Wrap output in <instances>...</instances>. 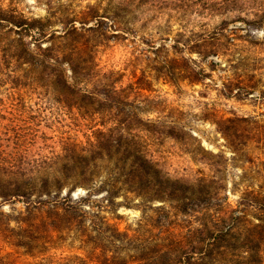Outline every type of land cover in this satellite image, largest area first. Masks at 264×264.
Instances as JSON below:
<instances>
[{"label":"trees","instance_id":"16d2710c","mask_svg":"<svg viewBox=\"0 0 264 264\" xmlns=\"http://www.w3.org/2000/svg\"><path fill=\"white\" fill-rule=\"evenodd\" d=\"M200 2L204 14L248 11L252 18L243 15L236 18L248 26H264V0ZM126 3L131 8L136 4L132 0ZM160 3L154 0V6ZM119 9L126 14L132 10L127 6ZM116 14L92 13L94 22L86 27L92 29V59H81L79 68L71 65L72 76L68 81L60 68L62 48L66 45L70 51H78V44L82 43L77 40L81 31L75 16L65 20L51 12L44 18L28 16L20 0H0V83L10 85L7 92L14 98L23 88H32L30 97L47 109L49 116L44 122L52 125L49 134L40 129L4 126L0 130V197L2 202L16 201L22 206L15 209L13 225L8 219L9 235L5 237L10 238L11 250L0 246V264H264V193L243 189L233 205L222 193V183L216 175L202 174L193 182L172 178L158 166L154 149L150 148L164 133L172 138L182 136L172 127L165 132V127L156 125L163 122L165 115L149 116L150 110L161 109L152 105L158 103L149 93L152 89L145 66L150 64L169 81L200 80L208 73L193 57L181 52L196 48L201 57L229 55L236 46L232 36L242 27L227 29L228 20L222 19L220 26L193 42L185 36L182 40L163 37L158 43L141 37L139 41L144 46L137 51L139 55L130 52L127 59L131 69L99 67L95 62L97 46L108 38V29L119 22ZM53 16L61 24L59 33L51 25ZM80 23L83 27L84 19ZM116 30L112 36L122 40L128 39V32H132L127 28ZM178 35L181 38L184 34ZM222 37L226 38L225 42L221 41ZM137 60L141 61L138 65ZM210 63L214 65L216 60ZM18 69H25V74H15ZM86 77L87 80L92 77V89L87 87ZM28 81L31 86L24 83ZM43 84L47 95L37 90ZM237 88L250 93L252 86ZM66 92L86 100L92 108L80 103L70 107ZM232 92L233 87L224 84L222 94L230 96ZM14 98L6 104H13ZM70 109L80 120L95 122L84 133V139L74 135L78 129L65 122ZM233 119H221L226 125L220 127L232 138L243 133L242 123H233ZM246 119L241 117L242 121ZM102 164L106 166L105 173L95 174ZM68 180L73 185L63 194ZM75 184L88 185L86 195L90 190L92 195L94 191H104L106 203L100 206L112 207L120 192L124 197L132 192L143 201L160 199L168 205L155 206L159 212L140 218L137 228L128 233L104 216L96 219V211L89 214L83 208L86 196L72 197L70 189ZM179 212L182 217H177ZM86 217L97 233L92 243L99 249L98 254L91 258L50 251L56 248L64 229L82 223ZM3 229L0 227V235ZM102 241L112 247L109 257H99ZM20 255H26L27 259L16 263Z\"/></svg>","mask_w":264,"mask_h":264},{"label":"rangeland","instance_id":"374dc122","mask_svg":"<svg viewBox=\"0 0 264 264\" xmlns=\"http://www.w3.org/2000/svg\"><path fill=\"white\" fill-rule=\"evenodd\" d=\"M127 1L20 0V6L28 16L44 18L49 12L56 14V17H60L61 20L71 15L75 16L76 25L81 31L77 40L82 43L78 44L80 45L78 51L73 49L72 52L66 45L62 48L63 60L60 68L64 78L66 77L68 81L72 76L71 65L79 68L81 59L85 57L92 59V29L86 30V27L92 26L94 22L92 13L106 16L117 13L116 17L119 20L115 26L108 29L106 33L108 38L97 46L95 62L103 68L127 67V71L130 68V64H127L128 57H131L130 52L139 55L137 51L144 46L139 41L141 37L152 38L158 43L163 37L182 40L185 36L193 42L220 26L222 19L228 20L225 25L227 29L235 26L242 27L232 36L236 46L231 49L229 55L220 53L218 56L210 54L208 57H201L195 52L196 48L184 49L181 52L182 55L193 57L196 63L208 73L200 80L190 81L187 78H180L177 81H169L162 74L155 72L150 64L145 66V74L148 75L152 89L149 93L155 96L154 99L158 103L152 105H157L161 109L158 112L156 108H152L149 116L165 115L161 119L163 122L156 123V125L165 127V132L166 129L172 127L177 134L182 136L181 139L172 138L164 133L157 141H153L150 148L154 149L152 153L158 160V166L172 178L193 182L202 174L216 175L221 180L222 193L233 205L243 189H254V192L264 193V26L257 24L248 26L236 18V15L252 18L253 15L248 11L234 10L223 14H204L199 6L200 0H157L161 2L157 6H154V0H132L134 4L136 3L132 8L126 3ZM126 6L132 9L128 14L119 9ZM256 18L254 14V19ZM53 19L51 25L57 29L56 33H59L61 24L54 16ZM80 19L85 21L83 27L80 26ZM118 28L125 30L127 28L132 31L128 32V39L122 40L118 36H112L111 33L117 31ZM179 32L184 34L181 38L178 35ZM131 35L136 38H132ZM136 39L138 41H135ZM221 41L225 42L226 38L222 37ZM210 60H216V63L212 65ZM139 63L141 61L137 60V65ZM15 74H25V69H18ZM0 75H2L1 72ZM0 79H2L1 76ZM123 81L125 82V78ZM85 82L87 87L92 89V77L89 80L86 77ZM24 83L31 86L29 81ZM226 83L233 87L230 96L222 94ZM246 85L252 86L250 93L240 92L243 89L238 90L237 88ZM9 86V84L5 86L0 83V130L4 126L18 130L40 129L49 134L52 125L44 122L49 112L34 103L29 95L32 88H23V91L15 95L17 98H14L8 94ZM37 90L47 95L45 84L37 87ZM65 97L70 107L80 103L85 108H92V104L71 96L69 92L65 93ZM12 98L15 102L6 104ZM70 110L65 122L73 129H78V132L73 130L74 135L84 139V133L95 122L92 119L84 122L78 118V115H75L73 109ZM227 117L235 118L233 123H242L243 133L241 135L232 138L220 130V127L226 125L221 123V119ZM241 117L247 119L242 121ZM43 152L45 153L46 150ZM105 163L108 164L107 161ZM102 165L94 171L95 174L105 173L106 166L102 167ZM216 169H219V172ZM68 181L63 187V194L73 185L70 183L72 180ZM87 186L75 184L70 189L72 197L86 196L83 208L89 214L96 211L98 212L96 219L104 216L110 222L116 223L120 229L127 230L128 233L137 228L140 218L154 216L159 212L160 209H155V206L166 207L168 205L167 201L160 199L143 201L142 197L132 192L124 197L120 192L115 196L112 207L100 206L106 203L103 198L104 191H94L92 195V190H90L86 195ZM20 207H22L20 202H2L0 197V227L4 228L0 235V246L5 250H11L8 244L10 238L5 237L9 235L8 219H11L10 225H13V214L15 209ZM182 216L183 214L179 212L177 217ZM177 217L172 216L171 219L179 223ZM89 224L90 218L86 217L82 223L64 229L60 233L59 241L56 242V248L50 251L57 255L78 254L91 258L92 255L98 254L99 249L94 248L92 243L97 233L91 229ZM99 245L102 247V256L99 257H109L112 247L108 242L102 241ZM25 256H18L19 260L16 263L27 259Z\"/></svg>","mask_w":264,"mask_h":264}]
</instances>
